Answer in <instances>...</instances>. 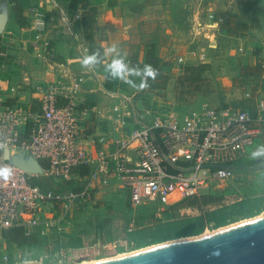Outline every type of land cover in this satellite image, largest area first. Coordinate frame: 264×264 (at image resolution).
<instances>
[{"label":"built area","instance_id":"2783aa9c","mask_svg":"<svg viewBox=\"0 0 264 264\" xmlns=\"http://www.w3.org/2000/svg\"><path fill=\"white\" fill-rule=\"evenodd\" d=\"M31 12L34 28L45 31L46 14L37 7ZM72 18L65 13L62 20L75 34ZM87 51V46L80 50L82 58ZM88 70H70L68 84L37 85L41 105L35 111L21 102L0 111V232L23 226L29 234L43 223L60 227L75 207L113 181L128 189L135 206L172 205L234 177V165L253 159L248 146L257 140L264 145V98L254 110L208 100L182 108L116 89L108 92L116 98L108 110L81 107L75 93L93 73ZM95 114L103 115L110 129L87 131ZM4 148L29 150L46 161L44 176L52 183L76 179L79 185L66 191L42 188L33 181L40 175L4 159ZM79 165L88 166L86 176L74 172Z\"/></svg>","mask_w":264,"mask_h":264},{"label":"rangeland","instance_id":"374dc122","mask_svg":"<svg viewBox=\"0 0 264 264\" xmlns=\"http://www.w3.org/2000/svg\"><path fill=\"white\" fill-rule=\"evenodd\" d=\"M156 1L139 0V3L145 7L147 3L155 4ZM145 11H138L140 13L135 14L141 20H139L140 24H136L129 30L131 34L127 43L128 47L123 45L119 55L111 57L109 61L98 66L101 78L98 77L99 75L88 74V77L92 76L90 79L98 78L97 81H100L98 84H95L96 82L85 84V82L75 93L76 102L86 106L109 107L111 99L106 91L120 89L129 93L136 92L145 98L159 99L157 103L167 106L188 108L187 106L192 103L197 104L201 100H208L219 105L250 110L256 108L257 100L264 98V83L260 84L256 80L264 76V26L261 22L258 32L251 36L246 34L242 40L238 36L228 35L222 28L216 35L206 38L204 32H201V29L197 30L198 27L194 25L181 23L172 30L168 24H157L158 21L143 17L142 13ZM254 13L261 15V20H264V13L258 9ZM129 31L118 32L117 37L119 34H129ZM177 34H180L181 40L173 39ZM252 40L261 43L256 44ZM44 44V49L47 45V50L51 53L55 47L51 44V40ZM151 45H155L157 54L167 63L164 67L167 79L162 87L154 90H150L147 86L140 88L138 85L142 80H146L147 83V78L132 73L130 79L137 85L133 87L110 74L107 66L113 59H127L131 68V57L137 55L140 61H143ZM55 66L58 68V73L66 68L60 64ZM246 66L257 67L256 73L244 75L242 69ZM189 67L193 68L192 74L196 76L199 74L198 83H190ZM53 70L54 73L57 72L56 69ZM68 70L53 80L68 84L70 74ZM195 85L196 87L201 85V89L195 90ZM247 92H251V96H247ZM181 107L179 108L182 109ZM262 144L263 140H257L253 145L248 146L249 153L257 150ZM259 160L264 158L242 161V164L252 165ZM38 178L39 180L48 179L44 175ZM52 185L55 189L66 191L77 187L79 182L72 179L52 183ZM206 192L224 194L228 200L244 195L264 196V169L255 171L238 169L234 177L214 184ZM166 208L167 205L159 206L155 203L133 205L128 189L122 187L117 181H113L108 186L100 187L91 199L84 200L75 207L60 227L46 223L32 227L31 233H35L39 240L36 246L20 247L9 243L0 232V264H25V262L27 264H82L85 261H98L132 252L140 248L131 247L126 230L150 225L162 219ZM263 212L264 202L259 214ZM215 229L209 225L204 233ZM11 254L17 257L16 260L9 262Z\"/></svg>","mask_w":264,"mask_h":264},{"label":"crops","instance_id":"0c3cea01","mask_svg":"<svg viewBox=\"0 0 264 264\" xmlns=\"http://www.w3.org/2000/svg\"><path fill=\"white\" fill-rule=\"evenodd\" d=\"M20 4L24 15L22 25L16 17L14 4L10 0H0V13L4 21L3 30L0 32V111L6 105L16 102L23 103L33 111L37 110L41 105L37 85L53 82L54 78L66 73L67 69L89 71L91 68L92 74L100 77L98 66L119 55L123 45L128 47L131 34L129 30L140 24L141 20L135 14L143 10H146L142 13L143 17L154 19L158 21L157 24H168L172 30L181 23L194 25L198 27L197 30L204 32L206 38H211L221 30L222 20L219 16L225 11L235 15L230 24L240 21L248 25L239 34L225 30L228 35L238 36L240 40L246 34L251 36L258 32L260 22L264 26L261 15L254 13L257 9L264 13V0H157L155 4L147 3L145 7L140 5L139 0H88L81 2L74 11L71 10L70 0H20ZM33 7L39 8L47 16V27L41 33L34 28V15L31 12ZM65 13L70 18L74 15L81 17L77 20L74 17L71 19L76 36L70 33L62 20ZM125 31H129V34H119L117 37L118 32ZM181 38L180 34L173 37L174 40ZM48 40L55 46L51 53L47 50V45L44 49V43ZM91 45L102 46L106 58L101 63L85 67L82 61L89 55ZM85 46L88 51L83 53L82 58L80 50ZM56 64L66 68L58 73ZM53 69L57 72L54 73ZM91 77L90 75L87 78L85 84L99 83L98 78L90 79ZM263 77L257 78V82L264 83ZM112 90L106 91L111 99L110 106H100L105 110L116 102V98L108 93ZM80 105L86 106L83 103ZM94 116L87 120V131L101 133L110 129L109 122L103 115Z\"/></svg>","mask_w":264,"mask_h":264},{"label":"trees","instance_id":"16d2710c","mask_svg":"<svg viewBox=\"0 0 264 264\" xmlns=\"http://www.w3.org/2000/svg\"><path fill=\"white\" fill-rule=\"evenodd\" d=\"M14 4V11L17 19L22 24L24 20L23 8L20 4V0H10ZM88 0H70L71 10L77 9L81 2H87ZM234 14L229 11L222 12L221 28L232 33H241L248 28L246 23L240 21L235 24H230L234 19ZM89 55L96 56V63H101L105 60L106 55L102 46L91 45L89 48ZM128 64V60L124 59ZM131 68L134 70H141L145 65H150L155 71V77L148 76L147 87L150 90H154L162 87L165 84L167 76L164 73V67L166 61H162L161 57L157 54L155 45H151L147 51L143 61H140L137 55H133L130 59ZM257 67L246 66L242 69L244 75H254ZM193 68H188V74L190 83H198V76L192 74ZM196 87V85H195ZM201 85H197L195 90H200ZM45 167H48L46 161H42ZM74 172L81 176H86L89 173L88 166L79 165L74 168ZM42 178V177H39ZM38 176L34 177L33 181L39 184L42 188L52 189V182L48 179H40ZM264 202V196H236L231 200H228L224 194H215L210 192H203L199 195H194L182 199L172 205H168L164 210V217L159 219L150 225L137 226L126 230L127 238L132 248H141L146 245L163 242L183 236H191L201 234L205 229L212 225L214 228H218L244 218L252 217L262 210V204ZM189 209L190 211H185ZM184 210V211H183ZM3 238L18 246L33 247L38 245L39 240L35 233H27V230L23 226H14L10 229L2 231ZM17 255L11 254L9 256V262L16 260Z\"/></svg>","mask_w":264,"mask_h":264},{"label":"water","instance_id":"95a60500","mask_svg":"<svg viewBox=\"0 0 264 264\" xmlns=\"http://www.w3.org/2000/svg\"><path fill=\"white\" fill-rule=\"evenodd\" d=\"M0 13V32L3 30ZM4 159L27 172L45 175L46 167L29 150L3 149ZM264 169V160L234 165ZM82 264H264V213L221 226L212 232L155 243L133 252Z\"/></svg>","mask_w":264,"mask_h":264},{"label":"clouds","instance_id":"9594fccd","mask_svg":"<svg viewBox=\"0 0 264 264\" xmlns=\"http://www.w3.org/2000/svg\"><path fill=\"white\" fill-rule=\"evenodd\" d=\"M110 51L112 49H109ZM85 67L93 66L96 63V56L95 55H87L84 57L82 61ZM110 74L117 79L123 80L124 82L132 85L133 87H137L133 80L130 79V75L133 73V69L125 63L123 58H116L111 61V63L107 66ZM135 75L137 76H144V77H155L156 71L150 66L145 65L144 68L141 70H135ZM147 86L146 80H142V82L138 85L140 88H144ZM251 157L253 159L258 157H264V145H260L257 150L251 153ZM9 175L8 170H4V176L7 177ZM27 264V262H25Z\"/></svg>","mask_w":264,"mask_h":264},{"label":"bare ground","instance_id":"6f19581e","mask_svg":"<svg viewBox=\"0 0 264 264\" xmlns=\"http://www.w3.org/2000/svg\"><path fill=\"white\" fill-rule=\"evenodd\" d=\"M264 213V212H263ZM208 232V231H207ZM212 232V231H211ZM135 251V250H134ZM133 252V251H132ZM128 253H130V252H128ZM124 254H127V253H122V254H119V255H117V256H120V255H124ZM89 262H93V261H89ZM84 263H88V262H84Z\"/></svg>","mask_w":264,"mask_h":264}]
</instances>
